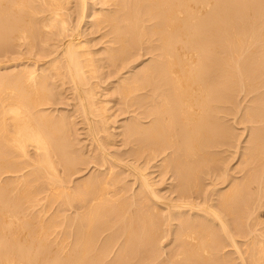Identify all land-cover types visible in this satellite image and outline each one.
<instances>
[{"label":"bare ground","instance_id":"obj_1","mask_svg":"<svg viewBox=\"0 0 264 264\" xmlns=\"http://www.w3.org/2000/svg\"><path fill=\"white\" fill-rule=\"evenodd\" d=\"M94 3L0 0V56L12 54L0 75V264H105L117 244L107 264H152L164 232L175 248L158 264H264V0H98L88 13ZM102 67L118 77L107 95L135 114L119 133L131 149L112 158L121 171L71 187L90 162L75 154L77 117L55 106L72 94L89 159L108 161ZM241 94L254 95L244 109ZM76 202L73 218L57 210Z\"/></svg>","mask_w":264,"mask_h":264},{"label":"rangeland","instance_id":"obj_2","mask_svg":"<svg viewBox=\"0 0 264 264\" xmlns=\"http://www.w3.org/2000/svg\"><path fill=\"white\" fill-rule=\"evenodd\" d=\"M92 1V2H91ZM88 2H89V4L91 5L93 2H95L96 4L98 3V0L96 1V0H88ZM94 3V5H93V7H91V9L88 11V13L90 12V13H93V12H91V10L92 11H96V10H98V8L100 9L101 8V5L100 4H97V6H96V4ZM95 6V7H94ZM93 8V9H92ZM103 8V7H102ZM95 9V10H94ZM104 9H105V7H104ZM105 10H107V9H105ZM87 26V27H86ZM86 26H84L83 28H85L84 30H86V28L88 29V27L90 26V25H86ZM83 30V29H82ZM82 31L83 33L85 32V31ZM99 35V34H98ZM85 37H87L88 39H91L92 40V38H94L95 39V37H97V35L96 34H94V35H91V34H89V35H87V36H85ZM93 39V40H94ZM98 39H96L95 41H93L92 43H91V45H95V42H96V44H97V41ZM99 45H96V46H92V49L94 50V51H96V50H100V49H102L101 51H103V47L104 46H106V44H104L103 45V43H101V45H100V43H98ZM108 44V43H107ZM17 50H23L22 48H20V49H17ZM101 51H99V53H101L102 54V52ZM141 52V54H142V51H140ZM98 53V55L100 56L101 54H99ZM10 55H12V54H10ZM10 55L9 54H7V56L9 57H7L6 56V58H4V59H6V60H4V59H2V57H5V56H0V58L2 59L0 62V68H3L6 64H4V63H6L7 62V65H6V67H4L3 69H0V75L1 74H4V73H6L7 72V66H9V65H11V63L9 62L8 63V59H10ZM15 55V54H14ZM13 55V56H14ZM97 55V56H98ZM12 56V57H13ZM96 56V58L98 59L99 57H97ZM102 57V56H101ZM137 57H138V55H137ZM143 57V58H142ZM142 57H140V58H138V60H137V63L135 64V65H137L138 63V65L136 66V70L135 71H137L138 70V68H139V70L141 69V67L142 66H144V64H146V63H148L149 61H150V59L153 57L152 55H143ZM8 58V59H7ZM3 60H4V62H3ZM24 61H26V60H24ZM105 61V60H104ZM104 61H101V63L102 64H104L105 62ZM148 61V62H147ZM3 62V63H2ZM140 62H142L141 64H140ZM134 65V63L133 64H131V66H135ZM131 69V68H130ZM130 69H128V70H130ZM10 70V69H9ZM100 70H101V72H99L98 73V75H99V79H98V81L100 82V92L101 93H103L104 95V97H106V98H104V97H102L103 99H112L111 101H112V103H110L109 104V107H110V105H111V107H110V110H109V115H112L113 117H111V118H113V119H111V118H109V121H108V124H107V130H108V132L109 133H112V134H114V136L112 137V139L114 138V140H113V142H112V140H111V142H112V145H113V147H112V145H110V146H108V148H111V149H108V152H109V157H107V160L111 163H109L108 161H101V160H97L98 158L100 159V157L98 156V158L97 159H89L90 158V156H92L93 154H92V148H93V145L94 146H96L94 143H92L91 144V139H90V137L88 138L87 137V135L86 134H84V133H86L85 132V130H84V125L82 124V123H80V122H82V117L80 116V114L78 113L79 111H77L78 109H77V107H76V105H75V103H76V101L73 99V97H72V94L69 92V91H67V92H65V95L64 96H66L67 98H68V100H61V99H59V101L57 102V104H56V108L59 110V111H61L62 112V114H64L65 116H70L71 114H73V115H75V116H72V118H76L75 119V121L76 122H79L77 125H80L79 127L77 126V129H80L81 131H79L76 135H74V139L76 140L77 139V142H75L74 144L75 145H77V146H75V149L77 150L76 151V155L78 156V155H83V157L85 158V160H88V162H90L89 163V168H88V164H83V167H82V165L81 164H79L78 165V167L82 170V174L81 173H79V174H77V175H75V176H72L71 177V179H70V181L72 180V182L70 183L71 185V187H73V186H75L76 184H78L79 182H80V179L81 178H83V177H85V178H89L91 175L93 176H96L97 174H104V171H108L111 167H113V166H111V165H113L114 164V167H115V164L117 165V163H115L113 160H112V158L116 155L117 157L118 156H120V158H124L125 156L124 155H126V154H124V153H128V150H130L131 149V145L129 144V146H127V145H125L126 144V142H127V140L125 141L124 139H126L125 137H122L121 135H119V133L121 132L122 133V131H123V129L125 128H123V126L125 125V123H130V121H132V119L131 118H133V116H135V114L133 115L132 113L131 114H129V113H126V114H123V113H125V112H122V110H123V108L125 107L124 105V107L121 105V103H122V101L121 100H118L117 98H119L116 94H115V96H114V94H113V96H112V94L110 93L109 95H107L109 92H107V91H112L111 89H115L117 86H118V77L116 76V77H114V75H116V74H110V75H112V76H108V71L106 70V68L105 67H102V68H100ZM99 70V71H100ZM104 70V71H103ZM127 70V71H128ZM138 70V71H139ZM125 71V70H124ZM124 71H122L123 72V75H128V72H125L124 73ZM101 73V74H100ZM127 73V74H126ZM104 74H105V76H104ZM104 77V78H102V77ZM101 77V78H100ZM107 77H109L108 79H107ZM112 78H114V79H112ZM103 79V82L101 81ZM117 80V81H116ZM117 83V84H116ZM111 87H113V88H111ZM109 89V90H108ZM113 92V91H112ZM105 94H106V96H105ZM244 94H241V96H238L239 98V100H238V102L240 101V102H242V103H240L239 102V106H242V108L241 109H244L245 108V106H247V105H251L250 103V100H252V97L254 96V95H249V96H247L246 98L243 96ZM64 96H62L63 97V99H66V97H64ZM61 97V98H62ZM108 97V98H107ZM113 97V98H112ZM251 97V98H250ZM71 98V99H70ZM117 99V100H116ZM242 99V100H241ZM61 100V101H60ZM113 100H115V101H119L120 102V104H118L117 103V106H116V104H114V102L115 101H113ZM61 102V103H60ZM63 102H64V104H63ZM59 103H60V105H59ZM247 103V104H246ZM62 104V105H61ZM66 104V105H65ZM69 104V105H68ZM71 104V105H70ZM114 104V105H113ZM242 104V105H241ZM244 104V105H243ZM57 105H59V106H57ZM61 106V107H60ZM113 106V107H112ZM55 107L53 106V107H51V106H49V109L50 108H53V109H55ZM74 107V108H73ZM119 107V108H118ZM122 107V110L120 109ZM244 107V108H243ZM112 108V109H111ZM120 109V110H118V109ZM66 109V110H65ZM75 109V110H74ZM63 110V111H62ZM70 112H69V111ZM118 110V111H117ZM65 111V112H64ZM72 111V112H71ZM75 111H77V113L76 114H74L75 113ZM115 111H117V113L115 112ZM122 113H121V112ZM112 112V113H111ZM111 113V114H110ZM119 114V115H118ZM80 116V117H79ZM130 116H131V118H130ZM80 120H79V119ZM115 119V120H114ZM113 120V121H112ZM128 120V121H127ZM233 120V119H232ZM112 121V122H111ZM234 121V120H233ZM231 123H233V122H231ZM113 127H112V126ZM235 125H236V123H235ZM248 125V124H247ZM122 126V127H121ZM233 126H234V124H233ZM235 127V129L237 130V133H242V131H243V133H244V135H243V137H241L240 139H241V145L240 146H243V145H245V139H247L246 137H248V135H249V133H248V131L247 130H245L244 131V125H237V127L236 126H234ZM83 129V130H82ZM110 129V130H109ZM112 130V131H111ZM83 131V132H82ZM79 133H80V135H79ZM239 133V134H240ZM79 135V136H78ZM105 134H103V135H101V136H103V137H106V135L104 136ZM75 136H77V137H75ZM81 136V137H80ZM118 136V137H117ZM83 138V139H82ZM124 138V139H123ZM72 139H73V137H72ZM122 139H123V141H122ZM74 140V141H75ZM83 140H84V142H83ZM82 141V142H81ZM125 141V143H123ZM114 143V144H113ZM128 143V142H127ZM90 146H89V145ZM81 146V147H80ZM92 146V147H91ZM79 148V149H78ZM88 148V149H87ZM91 148V149H90ZM129 148V149H128ZM239 150H241V149H238V151L236 150V149H232V151H231V153L232 152H234L233 154H231V155H235L236 153L238 154H236L235 155V157L236 158H234L233 159V161H231V164H234L235 166L237 165V162H240V160H239V153L238 152H241V151H239ZM235 151H237L236 153H235ZM78 152V153H77ZM90 152V153H89ZM98 154H99V151H96ZM85 153H87V155L85 154ZM88 153H89V155H88ZM96 153V155H98ZM108 154V153H107ZM115 154V155H114ZM117 154H119V155H117ZM123 154V155H122ZM87 156V158H86V156ZM114 157V158H117V157ZM123 156V157H122ZM110 158V159H109ZM119 158V157H118ZM119 158V159H120ZM90 160V161H89ZM97 160V162H98V164L95 162ZM128 160V159H127ZM92 161V162H91ZM113 161V162H112ZM87 162V161H86ZM94 162V163H93ZM107 163V164H106ZM110 165H109V164ZM92 166H91V165ZM106 164V165H105ZM87 166V167H86ZM99 166V168H97V167ZM111 166V167H110ZM240 166V165H239ZM102 167H104V168H102ZM95 168V169H94ZM109 168V169H108ZM118 168V169H117ZM90 169H92V171L90 170ZM116 169H117V171H116ZM99 170V171H98ZM114 171V170H113ZM119 171H121V169H119V167L118 166H116L115 167V172H119ZM89 173V174H88ZM96 173V174H95ZM106 173V172H105ZM126 174V173H125ZM125 174H122V177H121V179L123 178L124 179V183H122V184H125V185H131L132 186V184H133V180H132V178H130L129 176H127V174L125 175ZM156 174V175H155ZM155 174H153V176L155 177V180H159V178H158V176H157V172L155 173ZM123 175H125V176H123ZM91 176V177H92ZM127 178V179H125V178ZM157 177V178H156ZM130 178V179H129ZM79 179V180H78ZM84 179V178H83ZM122 179V180H123ZM130 180V181H129ZM76 183H75V182ZM128 181V182H127ZM170 181L171 180H169V179H167L166 181H165V183L163 184V183H160V185L158 184V186L159 187H157V189L160 191V194L161 195H163V196H168V194H169V192H168V188H169V183H170ZM161 182V181H160ZM168 182V183H167ZM127 183V184H126ZM129 183V184H128ZM131 183V184H130ZM159 183V182H158ZM73 185V186H72ZM167 185H168V187H167ZM124 186V185H123ZM128 187V186H127ZM132 190L131 191H129L128 192V196H131V194H133L134 193V190H135V188H136V185H133L132 186ZM61 201V200H60ZM59 201V202H60ZM58 204H60V203H58ZM58 204H56L57 206H58ZM76 204H77V202L76 203H74V207H71V206H73V205H66V204H60V207L58 208L56 205H54L53 206V208H51L50 210L51 211H49V214L50 213H55L56 212V210H54V208H58L57 210H61L60 212H61V214L62 215H66V216H70L69 218H73V216H75V213L77 214L78 212H79V209L77 210V209H75L76 207ZM64 206V207H63ZM69 206V207H68ZM63 209V210H62ZM55 211V212H54ZM63 211V212H62ZM80 212H81V210H80ZM262 214H264V212L262 213ZM51 215V214H50ZM262 217L264 218V215H262ZM65 221H67V220H65ZM13 225V224H12ZM67 230H70L71 231V229L69 228V229H67ZM64 231V234H66V232L68 233V231ZM108 233H110L109 231H106V233H104L102 236H101V240L103 241V239H105L106 237H107V235H108ZM62 234H63V232H60V236H62ZM68 234H70V232L68 233ZM67 234V235H68ZM105 236V237H104ZM52 237V236H51ZM53 238V237H52ZM52 238H50V239H52ZM164 238V239H163ZM162 238V240H160L159 241V251L161 252V254H162V257L160 258L161 260H165L166 258H168L167 257V255H168V253H169V255H170V253H171V249H174L175 248V243L173 244V241H174V238L173 237H171V236H169V237H167V232H164V237ZM72 239V237L70 236L69 237V240H71ZM240 241H242L243 242V240L242 239H239V242ZM172 244V245H171ZM161 246V247H160ZM52 247H54V245L52 246ZM120 247V245L119 244H117V246L114 248V250H113V253L112 254H110L109 255V257H107L108 259H106L107 261L105 262V264H107V263H109L115 256H116V254H117V251H118V248ZM56 248V247H55ZM54 249V248H53ZM229 248H227L226 250H228ZM164 250V251H163ZM230 250V249H229ZM115 255V256H114ZM168 255V256H169ZM110 259V260H109ZM160 259H158L157 261H156V263H152V264H158L159 263V261H160Z\"/></svg>","mask_w":264,"mask_h":264}]
</instances>
